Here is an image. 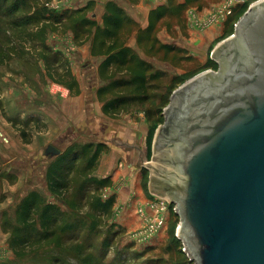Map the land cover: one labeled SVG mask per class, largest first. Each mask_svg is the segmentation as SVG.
Instances as JSON below:
<instances>
[{
  "label": "rangeland",
  "instance_id": "rangeland-1",
  "mask_svg": "<svg viewBox=\"0 0 264 264\" xmlns=\"http://www.w3.org/2000/svg\"><path fill=\"white\" fill-rule=\"evenodd\" d=\"M14 1L0 0V232L8 236L9 242L13 230L18 227L16 211L31 192L40 195L42 204L59 206L63 213L62 218L58 220L60 226L69 221L78 225L79 230L72 232L75 234V240L71 244L75 245V248L65 247L60 250H53L54 239L48 244L42 242L38 245L35 243L39 239L36 232L32 236L28 233L22 234V237L31 239L29 247L22 249L24 252L20 249L12 250L11 259L0 264H195L185 252L183 241L177 236L180 219L175 213L172 199L168 196H152L149 199L154 210L151 221L157 213L161 199L168 202L164 216L169 224H166L165 232L156 234L155 237L159 236L160 240L153 243L140 241V232L145 227L134 230L133 233L123 231L115 224L113 210L104 216L94 212L95 197L105 201L112 196L109 190L111 187L96 192V185L90 180H101L96 174L98 165L94 173L87 174L84 171L85 160L80 158L73 174L69 176L71 181L68 196L58 197L49 192L45 178L48 166L54 158L44 156L48 146L55 147L61 154L74 149L79 157L82 148L87 144H103L107 148L103 153L109 151L113 139H109L106 127L105 131H102V126H107L110 130L107 121L105 120L106 124H97L94 117L97 116L95 105H104V100L107 101L99 100L98 90L107 86L110 81L100 79L96 74L101 58H82V55H77L71 47L64 46L56 53L52 49L57 45L56 36L66 35L71 31V24H79L81 17L94 20L92 15L95 9H87L82 15H75L71 20L58 25L44 20V15H48L45 7L49 11L63 13L68 10L74 12L76 9L66 8L62 2L55 3L56 0H37L28 2L26 9L19 6L18 11L11 14L14 11ZM258 1L260 0H207L201 6L191 7L186 13L187 24L188 16L191 19V16H197L205 10L210 12L204 21L193 22L192 26L199 33L197 37H190L180 28L168 30L164 26L158 34L159 40L184 49L194 62L185 64L181 69H173L167 64L143 58L153 62L156 70L165 73L166 77L158 82L159 88L149 93L150 98L145 103L128 104L111 115H105L112 122L123 120L127 116L134 118L135 115L145 118L148 125L145 156L151 162V170L155 171H152L153 174H161L171 179L173 171L176 170L173 166L177 156L175 147L157 152L154 148L156 133L165 125V110L173 93L203 72H218L220 68L224 69V57H221L220 52L214 54V49L220 42L235 34L238 21L250 6ZM41 11H44L43 16H40ZM30 18L33 20L25 27V21ZM13 23L17 26H13ZM214 27L220 28L217 34L222 28L223 32L213 37L209 31ZM178 31H181V35ZM65 40L68 41L67 38ZM237 41L241 45L239 40ZM84 43L77 44L83 46ZM44 47H47L49 52ZM131 48L143 56L137 46ZM70 61L73 63L70 64ZM69 66L79 75L85 88L87 87L85 116L78 118L69 117L67 112L70 105L51 97L48 93V87L54 82L70 88L71 97L79 94L80 86L71 78L67 68ZM85 68L86 74L82 73ZM186 70L196 73L191 74ZM164 92L168 94V97L164 96L167 103L161 104ZM49 118L58 126L45 124L44 120ZM146 172L143 171V186L148 193ZM81 186L83 188L79 190ZM38 215L39 213L36 218ZM59 234L57 231L56 237ZM0 238H3L1 234ZM174 239L177 242H174Z\"/></svg>",
  "mask_w": 264,
  "mask_h": 264
},
{
  "label": "water",
  "instance_id": "water-1",
  "mask_svg": "<svg viewBox=\"0 0 264 264\" xmlns=\"http://www.w3.org/2000/svg\"><path fill=\"white\" fill-rule=\"evenodd\" d=\"M235 28L214 49L224 69L173 93L154 141L156 150L175 147L168 193L195 264H264V0Z\"/></svg>",
  "mask_w": 264,
  "mask_h": 264
},
{
  "label": "trees",
  "instance_id": "trees-1",
  "mask_svg": "<svg viewBox=\"0 0 264 264\" xmlns=\"http://www.w3.org/2000/svg\"><path fill=\"white\" fill-rule=\"evenodd\" d=\"M33 1L37 0H15L13 3L14 11L11 14L16 13L19 6L26 9L29 6L28 2ZM201 4H204L203 0H168L167 5L151 11L148 27L145 29L139 28L121 8L113 3L105 6L106 12L102 19V25L86 17H81L80 23L77 25L71 24L70 30L74 34V40L77 43L91 41V55L94 58L102 59L97 70L98 77L110 81V83L98 90L97 96L101 101L107 99L106 102L104 100L103 105L105 115H111V113L119 111L128 104L145 103L150 98L149 93L156 90L157 87L159 88L158 82L166 77L165 73L156 70L153 62L143 58L167 64L173 69H181L185 64L194 62V59L184 49L176 45L162 43L158 34L164 26L168 30L180 28L182 31H186L188 25L187 11L191 7L201 6ZM1 8L2 6H0V11ZM87 9H79L74 12L68 10L63 13L49 11L45 7L44 10L46 13L48 11V15L46 17L44 15V20L60 25L63 21L71 20L75 15H82ZM43 12H40V16H43ZM32 20V18L29 21L26 20L24 26L27 27ZM77 21L79 22V19ZM13 26L17 25L13 23ZM133 36L137 49L141 51L143 56H140L137 51L129 46ZM44 48L49 52L47 47ZM190 73L194 74L196 71ZM118 75L120 77H117ZM68 89L70 90V88ZM164 96L168 97V94L163 93L161 104L167 103ZM106 149L103 144H87L82 148L81 157L74 149H69L70 151L54 157V161L48 166L45 178L49 192L58 197L68 196V187L71 181L69 176L76 169L77 161L80 158L85 160L84 171L87 174H92L99 163L100 155ZM90 180L96 185V192L111 187L109 178ZM81 188L83 186L79 190ZM114 205L115 197L113 195L105 201L95 197L93 210L100 216H104L112 212ZM37 213L39 215L36 218ZM62 216L63 213H61L58 205L42 204V199L37 192L29 193L16 211L15 217L18 227L13 230L10 237V248L13 251L20 249L24 252L22 249L29 247L31 239L22 237V234L28 233L32 236L35 232L39 236V239L35 241L38 245L42 242L48 244L50 240L54 239L53 250H60L65 247L67 249L75 248V245L71 244L75 240V234L72 232H77L79 226L69 221L60 226L58 220ZM57 231L60 233L58 237H56ZM174 242L177 240L174 239ZM79 248L81 249L82 246Z\"/></svg>",
  "mask_w": 264,
  "mask_h": 264
},
{
  "label": "crops",
  "instance_id": "crops-1",
  "mask_svg": "<svg viewBox=\"0 0 264 264\" xmlns=\"http://www.w3.org/2000/svg\"><path fill=\"white\" fill-rule=\"evenodd\" d=\"M206 1L207 0H203V3L205 4ZM54 2H62L64 6L69 9H95V13H93L92 17L99 25H102V19L106 12L105 6L109 3H113L121 8L139 28L145 29L148 27L149 14L151 11L167 5L168 0H56ZM209 13V11L205 10V12L197 16H191V19L188 16L189 23L186 33L190 37H197L199 34L197 29L192 26L193 22L203 20L204 18L206 19ZM218 29L220 30V28L217 27L212 28L209 34L213 37L218 36L223 32V28L220 33L217 34ZM178 34L181 35V31H178ZM66 38L68 41L65 40ZM58 43L60 44L58 45ZM56 44L57 45L52 48L55 53L57 51L60 52L64 46L71 47L77 55L81 54L82 58L96 60V58L91 55V41H88L87 44L84 43L85 45L83 46H79L74 40V34L71 31H68L66 35L56 36ZM129 46H136L135 38L131 39ZM72 63L73 62L70 61V64ZM67 68L70 71L69 74L72 76L71 78H73L74 82L77 81L80 86L79 94L71 97V91L68 88L54 82H51V86L48 87V93L51 97L60 99L70 105L67 112L69 117L73 116L78 118L85 116L84 106L86 103L87 87L85 88V84L74 69H71V66ZM91 68L93 67L91 66ZM85 70L86 68L82 73L86 74L87 72L85 73ZM84 74L83 78H85ZM96 74H98L97 69ZM95 110L97 116L94 117V120L97 121V124H106L107 121V125L111 132L108 130L107 126H102V131H105L104 127H106V133L109 139H113L109 151L103 153L100 158L96 174L98 178H109L111 181V188L109 190L115 197V205L113 208L115 224L126 233H133L135 232L134 230H140L146 227L148 222L152 219L154 210L149 202L152 196L161 198H166V196L170 197L168 189L174 182V176L168 179L161 174H153L152 171L154 170H151V162H149L148 158L145 156L148 135V125L145 118L140 115H135L134 118L127 116L123 120L112 122L106 117L107 115L105 116L103 113V104L97 103V106L95 105ZM71 111L73 112L71 113ZM100 117L101 119H99ZM44 122L54 127L57 125V123L54 124V121H51L50 118L44 120ZM157 151L159 150H156V152ZM143 171H147L146 173H148V193L143 186L145 179ZM174 173L173 171L172 174ZM166 228H164V232ZM0 234L3 237L0 238V263H4L11 259L13 251L7 241L8 236L1 232ZM159 240L160 237L157 236L154 238L153 243Z\"/></svg>",
  "mask_w": 264,
  "mask_h": 264
},
{
  "label": "built area",
  "instance_id": "built-area-1",
  "mask_svg": "<svg viewBox=\"0 0 264 264\" xmlns=\"http://www.w3.org/2000/svg\"><path fill=\"white\" fill-rule=\"evenodd\" d=\"M167 207V200L165 201L161 199L154 219L152 221L150 220L145 229L140 232V237L137 234V237L140 238L141 242H153L156 234L164 230L168 221L166 216H164L167 212Z\"/></svg>",
  "mask_w": 264,
  "mask_h": 264
}]
</instances>
